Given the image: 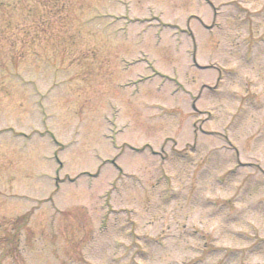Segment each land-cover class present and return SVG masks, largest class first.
I'll use <instances>...</instances> for the list:
<instances>
[{"label": "rangeland", "instance_id": "374dc122", "mask_svg": "<svg viewBox=\"0 0 264 264\" xmlns=\"http://www.w3.org/2000/svg\"><path fill=\"white\" fill-rule=\"evenodd\" d=\"M209 1L0 0V264H264V0Z\"/></svg>", "mask_w": 264, "mask_h": 264}]
</instances>
